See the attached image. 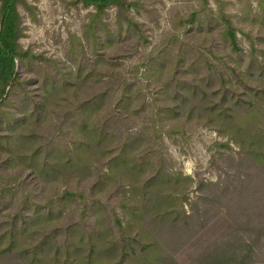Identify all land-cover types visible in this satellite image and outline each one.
<instances>
[{"label":"trees","instance_id":"trees-1","mask_svg":"<svg viewBox=\"0 0 264 264\" xmlns=\"http://www.w3.org/2000/svg\"><path fill=\"white\" fill-rule=\"evenodd\" d=\"M75 3L92 9L90 57L41 74L33 94L19 67L55 62L20 44L18 7L28 0H0L1 263L264 264V0H197L130 78L108 50L115 35L136 39V53L148 42L131 15L138 0ZM16 94L21 117L10 122ZM190 123L225 139L208 148L222 173L199 181L203 193L192 201V178L143 147L184 135Z\"/></svg>","mask_w":264,"mask_h":264},{"label":"rangeland","instance_id":"rangeland-1","mask_svg":"<svg viewBox=\"0 0 264 264\" xmlns=\"http://www.w3.org/2000/svg\"><path fill=\"white\" fill-rule=\"evenodd\" d=\"M138 2V9L132 11L131 15H134L136 21L140 23L142 35L146 37L148 42L141 44L136 53V39L126 34L117 37L114 32L115 37L113 39L116 44L111 50H108V56L121 64L128 78L131 77V73L127 71L138 62V57L143 52L150 51L152 47H157L159 52H162L158 47L160 46L159 43L173 33L176 15H187L197 5V0H138ZM28 5L30 8H25L22 5L18 7L23 28L20 44L23 49H29L36 55H41L48 61L55 62L39 63L36 61L37 63L32 66L19 67L22 85L36 94L39 90L41 74L50 72V75H54V67L63 71L74 70L78 65L84 66L88 61L92 43L86 40L85 35L88 31L87 24L90 22L89 13L92 9L75 3V0H28ZM237 6H229L228 9L235 11ZM105 21L107 27L114 31L116 27L115 9L111 8L107 11ZM99 35L102 36V33ZM72 37H76L79 39L78 41L81 40L84 43L83 51L79 52L73 48L74 39ZM78 41L74 40L75 47H78ZM241 44L247 48L244 40H241ZM37 66L42 67V70H39ZM25 80L28 81V84L24 83ZM20 95L16 94V97L12 99L14 103L13 107L9 109L10 115H12L8 120L10 122L21 117V104L20 100L17 99ZM152 95L153 93L147 94L148 103H150L149 97ZM69 100L73 102L71 96ZM55 109L57 114H51L52 118H55L60 112L59 108ZM144 119L147 120L148 115L141 116V120L132 125L131 133L138 134L140 132ZM185 129L184 135L178 133L172 135L171 138L164 135L161 141L153 139L150 142L145 141L143 147L152 145L153 151L155 153L160 151L164 157L166 169L178 173L183 178H192V182L187 185L185 190L188 201H192L197 200V197L203 193L202 189H198L199 181L216 182L222 173L216 164L210 163V156L215 151L208 148L214 141L225 139L218 136L214 129L195 124H187ZM0 135H4L1 130ZM218 165L220 166L221 163ZM83 185L87 188V184ZM86 191L88 192V189ZM46 194V191H43L39 193V197ZM114 199L110 198L106 202L110 204ZM185 208L189 211L187 204ZM0 264H2L1 261Z\"/></svg>","mask_w":264,"mask_h":264}]
</instances>
